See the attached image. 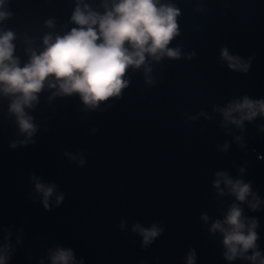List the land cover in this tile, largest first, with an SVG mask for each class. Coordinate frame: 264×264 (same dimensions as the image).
<instances>
[{
    "label": "water",
    "instance_id": "1",
    "mask_svg": "<svg viewBox=\"0 0 264 264\" xmlns=\"http://www.w3.org/2000/svg\"><path fill=\"white\" fill-rule=\"evenodd\" d=\"M77 3L103 14L112 0H4L0 10L11 15L0 21V33H14L13 56L21 67L29 50H43L45 35L76 27L71 16ZM160 3L180 11V34L168 47L179 48L181 56L146 58L147 75L144 66L129 67L119 97L88 108L78 94L53 95L56 89L45 85L25 109L37 126L28 138L8 111L12 98L0 93L5 264H51L57 248L71 249L73 264H187L190 253L193 264H252L242 256L227 260L222 234L210 231L232 203L257 219L256 250L264 258V117L237 127L218 111L245 96L264 100V0ZM222 48L250 60L249 70L229 69ZM217 172L251 182L259 210L249 208L251 195L236 201L222 181L221 195L213 187ZM37 182L55 185L47 210ZM134 225L161 232L144 246Z\"/></svg>",
    "mask_w": 264,
    "mask_h": 264
},
{
    "label": "clouds",
    "instance_id": "2",
    "mask_svg": "<svg viewBox=\"0 0 264 264\" xmlns=\"http://www.w3.org/2000/svg\"><path fill=\"white\" fill-rule=\"evenodd\" d=\"M3 4L4 0H0V8ZM103 7L105 10L100 14L87 4L81 7L77 3L71 16V22L76 27L64 35H45L43 50L39 54L29 50V60L22 67L13 56L14 33H0V93L12 98L8 111L15 116L19 131L26 137H32L37 126L25 109L34 106L45 85L56 89L53 95L78 94L86 107L95 108L110 97L120 96L122 89L128 86L124 76L129 67L139 69L144 66L147 75L152 69L148 67L146 58L155 61L165 56L173 60L180 58L179 48L168 47L180 34L177 24L180 11L174 5L160 3V0H112L110 7L107 3ZM10 15L8 11L0 10V21ZM46 24L51 27L52 21H46ZM220 57L227 61L229 69L245 73L249 70L250 60L245 62L239 56L230 55L227 48L221 49ZM218 111L225 123L242 127L244 121H252L257 115L264 117V100H251L245 96L242 101H234ZM233 113L239 114L238 118H234ZM240 171L243 172V169ZM216 176L218 179L213 182V187L219 190L222 181L229 190L228 194L240 203L246 202L251 195L255 202L249 203V208L259 210L260 200L251 192V182L233 180L226 172H217ZM54 188L55 185L35 184L36 191L42 194L46 210ZM219 191L224 195L222 190ZM62 199V195L57 196L56 203L59 204ZM242 212L237 203H232L223 221H214L210 231L222 234L227 260L242 256L252 264H264V258L256 250L258 221L244 217ZM202 219L207 221L208 217L205 215ZM133 231L143 237L144 246L161 232L155 225L149 228L134 225ZM8 249L7 244L0 248V264H5L8 259ZM249 250L252 254L244 256ZM49 259L51 264H73V251L57 248ZM193 259L194 254L190 253L187 264H193Z\"/></svg>",
    "mask_w": 264,
    "mask_h": 264
}]
</instances>
